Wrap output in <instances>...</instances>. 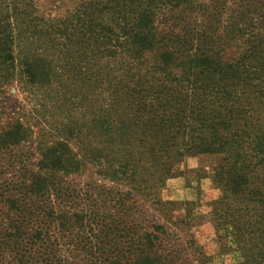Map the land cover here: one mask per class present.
<instances>
[{"label": "trees", "instance_id": "16d2710c", "mask_svg": "<svg viewBox=\"0 0 264 264\" xmlns=\"http://www.w3.org/2000/svg\"><path fill=\"white\" fill-rule=\"evenodd\" d=\"M198 1L84 0L46 20L35 0H0V92L17 71L29 86H50L53 54L106 97L85 125L71 119L64 138L40 146L37 162L22 155L23 124L0 131V264H189L147 206L189 228L159 191L202 155L223 158L212 211L223 254L264 264V0H233L228 38L241 48L229 62L206 41L190 50L159 40L157 16ZM88 165L112 186L69 180ZM186 246L198 250L193 238Z\"/></svg>", "mask_w": 264, "mask_h": 264}, {"label": "rangeland", "instance_id": "374dc122", "mask_svg": "<svg viewBox=\"0 0 264 264\" xmlns=\"http://www.w3.org/2000/svg\"><path fill=\"white\" fill-rule=\"evenodd\" d=\"M83 1L35 0V14L46 20L64 19L74 13ZM234 9L237 7L233 0L225 3L199 0L198 5L185 13L176 11L158 15L155 20L156 33L160 41L165 40L164 44L168 43V38H172L171 42L175 46H187L188 49L190 46V50L200 45L199 40L201 43L206 41L210 43V48L213 45L212 48L220 51L224 62H229L241 48L240 43L231 42L228 38ZM52 55L47 60L50 73L55 76L50 86H29L17 71L15 81L5 87L4 92H0V131L18 122L23 124L29 131V138L21 152L35 162L39 158L40 146L52 145L64 138L63 130L72 122L71 119L79 126L85 125L106 98L98 81L88 84L86 81L89 77L83 75L84 71L79 77V72L66 67ZM109 62L112 63L108 60H101L99 63L105 68ZM74 144L71 142L73 148ZM222 159L218 155L186 158L177 166V175L168 180L159 191L163 202L176 204L172 208V217L187 216L189 228H174L168 223L167 216L164 217L165 215H160L147 206L154 222L166 225L180 237L179 244L185 250L184 258L189 264H202L200 255L207 260V264H230L231 261L222 252V244L226 242L219 241L212 217L213 204L221 197V191L215 182V172L222 164ZM69 180L77 186H112L111 182L99 175V170L93 165H88L81 174L72 176ZM191 238L197 244V252L186 246Z\"/></svg>", "mask_w": 264, "mask_h": 264}]
</instances>
